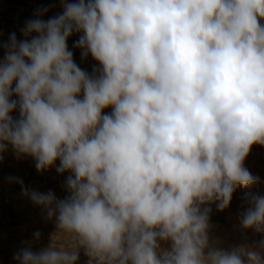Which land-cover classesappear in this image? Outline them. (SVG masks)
<instances>
[{"label": "clouds", "instance_id": "1", "mask_svg": "<svg viewBox=\"0 0 264 264\" xmlns=\"http://www.w3.org/2000/svg\"><path fill=\"white\" fill-rule=\"evenodd\" d=\"M62 2L23 40L13 33L0 64V154L10 145L37 171L59 160L73 173L64 200L23 189L58 232L18 264H77L79 247L89 264H264L245 246L210 248L211 209L200 208L223 211L259 180L244 161L264 146V0ZM73 33L98 76L74 62ZM241 225L264 232V197ZM159 240L171 251L160 255Z\"/></svg>", "mask_w": 264, "mask_h": 264}, {"label": "rangeland", "instance_id": "2", "mask_svg": "<svg viewBox=\"0 0 264 264\" xmlns=\"http://www.w3.org/2000/svg\"><path fill=\"white\" fill-rule=\"evenodd\" d=\"M69 3H77L78 0H67ZM87 3V0H85ZM47 11H44V10ZM63 12L62 0H0V64L4 63L6 45L10 36L14 33L17 40H23L22 29L26 23L34 19L47 21ZM264 25V20H261ZM33 35H36L33 33ZM82 33H73L67 44L73 53L74 62L90 76L100 74L101 65L89 54L82 56V50L75 47ZM16 82L13 81L12 89ZM83 98V91L80 93ZM10 100L19 102V97L13 94ZM112 107L105 108L103 114H111ZM14 120L20 118L19 108L11 113ZM0 264H18L14 258L21 249L31 246L32 251L38 252L53 243V237L58 232L55 218H47L45 210L34 204L23 189L29 192L39 193L53 192L58 200L67 199L70 189L67 180L73 173L65 171L60 173V161L43 171H37L36 161L30 156L17 157L11 146L6 152L0 154ZM244 166L254 177H258L257 183L245 188L237 187L232 195L228 207L220 211L217 202L201 205L210 208L209 214V247L231 251L245 246L257 251L264 257V232H256L254 229H245L241 225L243 213L252 207L253 198L264 197V146L253 145L249 155L244 161ZM22 182V183H21ZM40 233L37 240L34 236ZM58 243H66L62 236L56 237ZM158 251L160 255L171 251L170 240H159ZM79 259L77 264H89L90 257L84 247L78 248ZM92 264H97L93 261Z\"/></svg>", "mask_w": 264, "mask_h": 264}]
</instances>
